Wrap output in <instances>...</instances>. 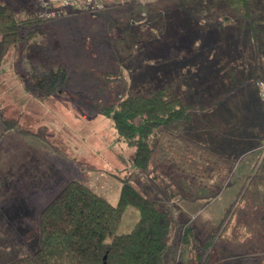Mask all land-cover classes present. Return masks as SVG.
<instances>
[{"label": "rangeland", "instance_id": "rangeland-1", "mask_svg": "<svg viewBox=\"0 0 264 264\" xmlns=\"http://www.w3.org/2000/svg\"><path fill=\"white\" fill-rule=\"evenodd\" d=\"M0 1L23 15L45 0ZM102 1L47 19L42 47L23 40L3 61L0 264L35 251L42 211L70 182L116 205L126 179L172 213L166 264H264V0L248 19L236 0ZM59 67V90L38 91L33 75ZM168 85L192 118L160 136L141 174L105 109ZM186 230L196 242L182 243Z\"/></svg>", "mask_w": 264, "mask_h": 264}, {"label": "trees", "instance_id": "trees-1", "mask_svg": "<svg viewBox=\"0 0 264 264\" xmlns=\"http://www.w3.org/2000/svg\"><path fill=\"white\" fill-rule=\"evenodd\" d=\"M236 1L248 19L253 0ZM25 12L22 15L0 1V69L11 48L19 42L33 40L35 47H40L36 40L47 19L40 12ZM33 78L38 91L52 95L66 81V72L59 67L43 70ZM105 112L112 117L118 138L134 148L133 168L146 175L151 173L160 136L192 118L173 85L146 94H129ZM122 183L118 203L113 205L89 186L70 182L40 215L38 249L10 264H166L173 227L170 209L150 199L133 181L126 179ZM129 207L135 208L138 216L129 230L120 234L118 230ZM190 238L196 242L192 231L186 230L182 243L189 245ZM201 249L207 247H199V261L205 256ZM175 264L186 263L179 260Z\"/></svg>", "mask_w": 264, "mask_h": 264}, {"label": "built area", "instance_id": "built-area-1", "mask_svg": "<svg viewBox=\"0 0 264 264\" xmlns=\"http://www.w3.org/2000/svg\"><path fill=\"white\" fill-rule=\"evenodd\" d=\"M103 7L102 0H45L40 5L39 15L45 19H54L74 10L91 12L98 11ZM256 87L264 113V79H258L256 81Z\"/></svg>", "mask_w": 264, "mask_h": 264}, {"label": "crops", "instance_id": "crops-1", "mask_svg": "<svg viewBox=\"0 0 264 264\" xmlns=\"http://www.w3.org/2000/svg\"><path fill=\"white\" fill-rule=\"evenodd\" d=\"M102 3H104L103 1H102ZM40 5H41V3L40 4H38V8H40ZM45 36L43 33L41 34V35H39V37L40 36ZM37 40H38V38H37ZM40 47H42V46H40ZM264 116V115H263ZM4 123V122H3ZM0 124H1V122H0ZM9 126H7V125H5V127H3V129L5 130V129H7ZM177 127H179V125L178 126H175V128H177ZM38 204V203H37ZM34 206V205H33ZM130 225H131V223L129 224V225H127L129 228H130ZM127 227V228H128ZM38 247H39V242H38V244L36 245V248H35V251L38 249ZM177 262V261H176Z\"/></svg>", "mask_w": 264, "mask_h": 264}]
</instances>
